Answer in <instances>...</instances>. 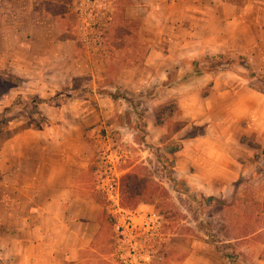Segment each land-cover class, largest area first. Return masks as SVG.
Masks as SVG:
<instances>
[{"label":"rangeland","instance_id":"1","mask_svg":"<svg viewBox=\"0 0 264 264\" xmlns=\"http://www.w3.org/2000/svg\"><path fill=\"white\" fill-rule=\"evenodd\" d=\"M12 1L21 3L24 9L27 0ZM109 1L113 9L111 24L101 44L89 49L79 37L75 0H43V8L37 11L44 10L47 22H32L29 26L36 36L43 34L41 28L47 31L46 51L33 56L38 59L27 79L0 76V97L14 80L20 85L15 92L21 97L15 102V108L9 101L11 109L7 108L0 115V251L7 250L9 226L15 225L14 215L10 218V212L14 214L15 203L20 215L17 220L24 221V191L28 188L23 174H11L9 171V139L32 129L43 131L55 130L59 126L73 127L76 126L74 117L79 116L82 124L87 126L85 135L90 144L88 165L78 178V186L82 194L100 204L105 221V230L96 238L93 263L88 261V264H120L113 226L107 220V217L111 219L108 202L100 189L105 172L110 171L117 176L123 209L134 212L146 205L151 208L144 209L147 210L145 212L153 211L160 216L158 238L161 241L146 246L140 253L141 263L143 258L155 260V256L161 258L160 264H208L210 258L217 263L228 264L222 254H216L215 246L222 253H237L241 264L264 261V231L257 240L247 239L241 246H235L238 243L232 240L235 237L230 231L234 221L249 231L260 229L264 222L257 218L260 208L254 205L255 202L260 204L264 198V143L237 137L236 130L242 126L233 124L241 116V111L254 105L259 108L263 97L258 95L253 101L231 96L220 98L214 94L228 89L237 92L241 88L255 91L252 86L258 81L250 79L245 65H241L243 61L238 58L247 57L255 72L264 74V32L262 35L259 32L258 38L257 29L252 26L253 33L249 31L248 43L244 47L233 43L225 53H220L226 57L216 70H212V62L204 61V58L218 54L189 55L185 59H176L169 67L163 64L157 70L148 63L152 56L150 51L167 49V41L155 39L143 28V21L139 18L143 13H139L134 5L130 7V0ZM235 1L244 3V0ZM262 14V8L256 9V15L248 20L252 25H262ZM202 37L204 39V35L199 41ZM35 45L39 49V40ZM194 61H198L200 75L184 79L193 73ZM168 74H171V81L177 83L164 89L162 85ZM204 78L207 81L201 82ZM216 82L221 86L214 89ZM12 93L14 97L15 93ZM261 128H264V123L256 127L258 130ZM224 131L229 133L227 138L222 134ZM230 136L232 144L229 146L238 148V154L233 152V156H238L237 159L244 163V175L237 182L223 186L203 182L201 173L204 170L218 173L216 168L208 169L203 165L204 146L223 149L222 143ZM50 137L54 143L64 138L74 143L76 131L66 136L50 134ZM172 141L178 142L182 148L176 154L179 171L182 174L197 172L190 182L185 180L186 184H180L176 189H173L160 162L168 158L165 149ZM185 144H191L193 151L182 157ZM18 165L24 166L22 159ZM175 166L176 162L174 167L168 165L169 169L173 168V175ZM128 174L136 181L148 179L158 186L160 190L154 195L153 205L122 206L120 186ZM220 186L223 192L218 194ZM208 197L226 203L237 202L238 211L208 203L205 201ZM243 200L250 203L240 205ZM0 264H5L1 258Z\"/></svg>","mask_w":264,"mask_h":264},{"label":"crops","instance_id":"2","mask_svg":"<svg viewBox=\"0 0 264 264\" xmlns=\"http://www.w3.org/2000/svg\"><path fill=\"white\" fill-rule=\"evenodd\" d=\"M130 1V7L134 5L139 13H143L139 17L143 21V28L155 39L166 40L169 45L167 49L154 48L150 51L152 56L148 63L157 70L163 64L169 67L171 62L185 59L189 55L225 53L226 48L233 43H240L244 47L248 43V33L252 26L257 29L258 38L259 32L261 35L264 32L263 23V26H256L248 20L253 14L256 15V9L262 8L261 16L264 21V0H244L243 4L235 0ZM42 3L43 0H27L23 9L19 2L0 0V25L4 24L0 26V76L27 79L31 76L32 65L38 59L33 56L46 51L47 31L39 27L43 34L36 36L33 35L31 25L29 26L32 22H47L48 17L44 10L37 11L38 8H43ZM22 23L28 25L23 27ZM202 35L204 39L202 37L199 41ZM36 40H39V49L35 45ZM206 81L204 78L201 82ZM13 83L0 97V115L7 108L10 109L18 98L21 99L17 96L20 94L15 92L20 85L15 80ZM220 86L216 82L214 89ZM12 92L15 93L14 97ZM214 94L220 98L231 96L234 99L247 98L253 101L257 100L258 95L261 96L249 88H241L237 92L234 89L219 90ZM261 97L263 104L259 108L256 105L247 108L234 120L233 124L242 126V129L236 130L237 137L243 136L247 140L250 138L257 143H264V128L256 129L264 123V96ZM9 101L12 102L10 107ZM74 120L76 126L73 127L27 130L8 141L9 171L11 174H23L28 188L24 191V221L21 223L17 220L20 216L18 204H14V214L10 212V218L14 215L15 225L12 223L9 226L10 237L5 244L7 250L0 251V258L5 264H88L95 257L93 253L97 248L96 238L105 230L104 214L100 204L90 196L82 194L78 186V178L88 165L89 150L84 140L87 126L82 124L79 116L74 117ZM74 131V143H69L65 138L54 143V139L50 137V134L66 136ZM222 134L225 138L229 136L227 131ZM230 138L232 137L222 143L223 149L204 146L205 155L201 156L203 165L208 169L216 168L218 173L212 174L204 170L201 173L203 182L219 183L223 186L225 183L237 182L244 175V163L237 159L238 156H233L238 148H230ZM190 147L191 144L184 145L182 157L193 151ZM18 159H22L23 167L18 165ZM178 160L174 170L176 179L190 182L192 176H197V172L182 174ZM222 186L216 193L223 192ZM148 208L151 207L142 205L136 212H145L147 210L144 209ZM208 261V264H225L217 263L212 258ZM257 264H264V261L259 260Z\"/></svg>","mask_w":264,"mask_h":264},{"label":"built area","instance_id":"3","mask_svg":"<svg viewBox=\"0 0 264 264\" xmlns=\"http://www.w3.org/2000/svg\"><path fill=\"white\" fill-rule=\"evenodd\" d=\"M75 12L79 23V37L89 49L97 48L112 21L113 9L109 0H75ZM117 176L105 172L100 189L108 202L109 215L117 240V256L120 264H160L161 258L144 259L140 253L146 246L158 241L161 228L160 216L153 212L127 211L120 205ZM160 240V241H159Z\"/></svg>","mask_w":264,"mask_h":264},{"label":"trees","instance_id":"4","mask_svg":"<svg viewBox=\"0 0 264 264\" xmlns=\"http://www.w3.org/2000/svg\"><path fill=\"white\" fill-rule=\"evenodd\" d=\"M225 57L226 56L223 54H218L216 56H210V57L206 56L204 58V61L208 60V61L212 62L211 69L216 70L220 65H222ZM238 59H241L243 61V64H241V65H245L246 70L249 72L250 79H256L258 81V84H254L252 86V88L256 92L264 95V74L256 73L255 70L252 68L247 57H239ZM192 65L194 68L193 73L186 75L184 79H188V78L193 77L195 75H200V72L197 70L198 61H194ZM175 70H177V69H175ZM7 82H9V81H7ZM176 83H177V81H171V74H168V79L165 83H163L162 86L164 89H168V88H171L172 86H174ZM10 84L12 87V85L14 83L12 82ZM15 102L13 105L14 108L16 106ZM84 140L86 141V143L88 145L90 144V140L87 138L86 135H84ZM181 149L182 148L179 146L178 142L172 141L170 146L165 149L166 154L168 155V158L160 161L163 168L167 172L169 182L172 184L173 189H176L180 184H184V185L186 184L185 180L178 181L174 177L173 168L172 169L168 168V165H171L172 167H174L175 162L177 160L176 154H178L181 151ZM120 189H121V204L124 208L125 207L126 208L127 207H135V206L137 207L140 204L153 205L154 195H156V193L160 190L158 188V186H156V184L153 181L148 180V179H146L145 181L142 180L141 182L136 181V180H134L133 176H131L129 174L123 178ZM205 201L208 203L212 202L214 205H217L219 208L238 211L237 202L226 203L222 200H217L214 197H208V198H206ZM261 201L262 202L260 204H257V202H255L254 205H258L260 208V214L256 215L257 218L259 220L264 221V198H262ZM249 203H250L249 201L243 200L242 204H240V205H247ZM102 212L104 213L103 208H102ZM107 220H108L109 225L113 226L112 218L109 219L107 217ZM243 227L242 228L239 227V223L237 221H234L233 223H231V230L230 231L232 232V234L235 237L232 240L235 243H238V244H235V246L243 245V242L246 241L247 239L257 240L258 239L257 237H259L261 232L264 231V222H263V226L258 230L249 231L246 226L244 228ZM232 240H229V242H231ZM216 242H218V241H216ZM235 246H228V247H235ZM215 249H216V254L217 255L222 254L224 259L227 260L228 264H241L240 262H238L239 261L238 260L239 255L237 253H226V252L222 253L218 246H215Z\"/></svg>","mask_w":264,"mask_h":264}]
</instances>
